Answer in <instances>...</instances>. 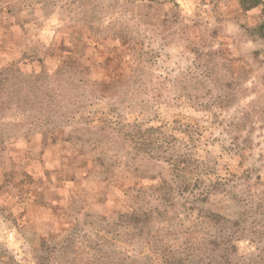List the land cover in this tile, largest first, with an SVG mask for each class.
Here are the masks:
<instances>
[{"label":"rangeland","instance_id":"rangeland-1","mask_svg":"<svg viewBox=\"0 0 264 264\" xmlns=\"http://www.w3.org/2000/svg\"><path fill=\"white\" fill-rule=\"evenodd\" d=\"M263 2L0 0V264H264Z\"/></svg>","mask_w":264,"mask_h":264},{"label":"trees","instance_id":"trees-1","mask_svg":"<svg viewBox=\"0 0 264 264\" xmlns=\"http://www.w3.org/2000/svg\"><path fill=\"white\" fill-rule=\"evenodd\" d=\"M263 4H264V2H263ZM28 95H29V94H28ZM28 95H27V96H24V97H20V98H18V101H19L20 103H25V100H27V102H28L29 99L32 100L31 98L28 97ZM34 100H38V98L35 97ZM177 167H180V166H177ZM177 167H176L177 174H180V173L183 174V173L186 172V170H187V165H186V164H184V166L182 167V169L179 168V170H178ZM180 170H181V171H180ZM188 244H189V243H186V244H185V246H186L185 248H189V247H188ZM193 244H194V243H191V244H189V245H191V247H192ZM208 264H212V261L209 260Z\"/></svg>","mask_w":264,"mask_h":264}]
</instances>
